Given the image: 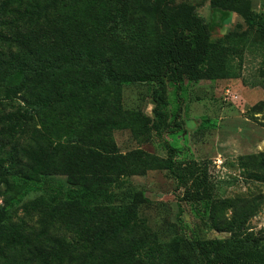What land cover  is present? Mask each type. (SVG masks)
<instances>
[{
	"label": "rangeland",
	"instance_id": "1",
	"mask_svg": "<svg viewBox=\"0 0 264 264\" xmlns=\"http://www.w3.org/2000/svg\"><path fill=\"white\" fill-rule=\"evenodd\" d=\"M47 1L54 2L52 16L35 26L31 55L22 53L26 60L33 54L41 59L64 54L66 47L82 55L103 56L108 37L125 36L141 13L153 17L149 8L140 11L132 0H125L129 6L123 10L120 0ZM245 1L256 17L264 15V0ZM184 2L207 23L212 40L231 30L254 31L255 20L239 11L212 7L209 0H174L173 4ZM23 32L16 33L19 43ZM66 33L72 38L70 46H57L54 38ZM9 41L0 38V47ZM257 41L252 39L254 47L260 46ZM19 43L11 44L19 48ZM260 63L257 50H245L237 77L165 80L166 122L137 137L130 126L119 125L110 130L113 144L94 138L111 95L94 87V71L70 65L49 70L41 82L44 93L53 98L65 89L70 101L84 103L81 111L71 114L60 113L61 109L57 114L33 110L38 91L30 85L38 76L29 81L25 99L12 85L0 86V166L16 179L11 188L0 185V210L5 216L0 222V264H38L42 258L52 259L53 264H181L173 244L189 257L187 241L228 236L237 227L238 216L264 242V169L252 166L264 151V77L256 72ZM83 82L92 88L82 91ZM103 84L102 88L111 85L108 79ZM154 84L122 83L123 109L140 110L156 123ZM165 142L174 148V159L192 161L197 174L200 168L207 171L210 198L183 197L184 188L177 186L165 167ZM59 151L60 166L54 158ZM246 154H256L255 162L238 159ZM135 164H141L144 172L116 175L122 165L131 170ZM95 186L119 197L98 206L99 213L85 221L82 206L74 204L82 202L77 196ZM128 188L141 191L145 199L130 215L123 207L126 197L120 196ZM82 235L104 238L92 247L73 245ZM46 241L51 249H41L48 251L41 255L38 246ZM149 245L160 247L153 262Z\"/></svg>",
	"mask_w": 264,
	"mask_h": 264
},
{
	"label": "trees",
	"instance_id": "2",
	"mask_svg": "<svg viewBox=\"0 0 264 264\" xmlns=\"http://www.w3.org/2000/svg\"><path fill=\"white\" fill-rule=\"evenodd\" d=\"M140 11L148 9L153 13L150 19L146 13H141L135 18V27L126 31L125 36L108 37L106 54L97 56L92 53L78 54L67 48L64 54L49 55L46 59L31 56L30 60L24 59L22 53L31 55V34L38 21H43L52 16L51 10L54 2L47 0H0V38L10 39L8 46L0 47V86H13V91L22 98H26L24 92L29 86V81L38 76L37 81L31 83L38 92L34 96L37 100L32 103L34 111L43 112L53 110L60 113H73L82 110L84 103L74 99L70 101L65 89L58 92L53 98L44 93L43 84L49 70H61L68 66H81L95 72V88L105 89L110 92V98L104 105V117L96 129L94 138L102 144H113L110 130L119 125H127L132 128L134 136L146 133L150 126L164 123L165 114L162 106L167 102L165 80L181 81L216 79L237 77L240 74L243 54L251 49L257 50L261 56V63L257 69V76L264 77V15L256 17L245 0H209L212 7L224 10H236L245 17L255 20L254 31L231 30L216 40L210 38L207 23L195 13L189 3L173 4L174 0H132ZM120 10L129 6L125 0H120ZM35 7V8H31ZM32 10L28 16V9ZM27 14V16H26ZM20 16V17H19ZM151 20L152 22H149ZM24 30V32L22 31ZM23 32L20 43L16 33ZM11 36V38H10ZM55 37L57 46H67L72 43L69 33ZM256 38L259 47H254L252 42ZM13 42L19 43L16 48ZM67 44V45H66ZM108 79L110 86L102 88L103 80ZM155 82L151 91L154 103L153 112L159 116L155 123L150 117L140 110L126 111L121 105L120 88L122 83L131 82ZM92 86L83 82L80 89L86 91ZM65 109V111H64ZM166 158L165 167L177 181V186L184 188L183 197L188 200L208 199L212 195V185L207 178V171L200 168L196 173L194 163L190 160L182 161L173 158L174 148L165 142ZM61 151L55 153V162L61 165ZM260 161L253 168L264 169V151L259 152ZM256 154L238 156L240 161L254 159ZM244 164V163H243ZM140 165V166H139ZM139 166V167H137ZM131 170L125 165L119 167L116 175L128 173H142L144 167L141 164L132 165ZM116 175L111 180L117 179ZM109 178V177H108ZM107 178V179H108ZM16 179H10L7 171L0 166V185L6 188L14 186ZM126 197L123 204L124 211L132 214L136 207L145 199L141 191L128 188L120 194ZM119 197L117 193L105 191L102 186H95L82 192L77 199L82 202L74 204L81 209V215L85 221L99 213L100 205ZM70 197L68 199H72ZM100 199V200H99ZM71 204L72 201H69ZM81 204V205H80ZM5 218L4 210H0V222ZM237 227L231 228L228 236L212 238H196L187 241L190 252L188 257L182 253L178 244L171 246L181 264H264V242L259 236L252 234L244 226V218H236ZM89 229V226L87 227ZM89 231H86L88 234ZM102 235H82L72 241L73 245L96 246L103 241ZM82 240V242H80ZM46 246V247H45ZM39 247V253L45 255L51 249L46 241ZM148 257L150 261L160 252V247L149 245ZM191 258V259H190ZM40 259L38 264H53L52 259ZM44 262V263H43ZM57 263V262H56ZM57 264H61L58 261Z\"/></svg>",
	"mask_w": 264,
	"mask_h": 264
}]
</instances>
